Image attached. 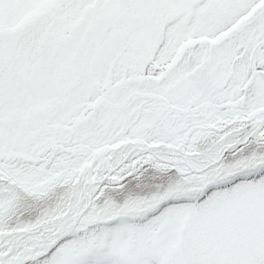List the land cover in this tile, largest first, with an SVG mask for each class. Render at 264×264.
<instances>
[{
  "label": "snow or ice",
  "instance_id": "6c2138e0",
  "mask_svg": "<svg viewBox=\"0 0 264 264\" xmlns=\"http://www.w3.org/2000/svg\"><path fill=\"white\" fill-rule=\"evenodd\" d=\"M0 264H264V0H0Z\"/></svg>",
  "mask_w": 264,
  "mask_h": 264
}]
</instances>
